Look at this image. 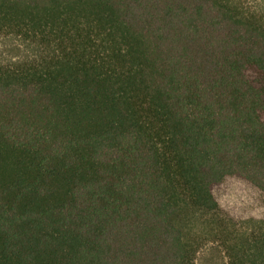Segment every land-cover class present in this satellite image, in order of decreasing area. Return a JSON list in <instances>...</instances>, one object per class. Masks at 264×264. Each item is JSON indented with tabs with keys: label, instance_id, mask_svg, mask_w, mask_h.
Instances as JSON below:
<instances>
[{
	"label": "trees",
	"instance_id": "obj_1",
	"mask_svg": "<svg viewBox=\"0 0 264 264\" xmlns=\"http://www.w3.org/2000/svg\"><path fill=\"white\" fill-rule=\"evenodd\" d=\"M264 264V0H0V264Z\"/></svg>",
	"mask_w": 264,
	"mask_h": 264
},
{
	"label": "rangeland",
	"instance_id": "obj_2",
	"mask_svg": "<svg viewBox=\"0 0 264 264\" xmlns=\"http://www.w3.org/2000/svg\"><path fill=\"white\" fill-rule=\"evenodd\" d=\"M197 264H228V260L222 249L209 246L200 254Z\"/></svg>",
	"mask_w": 264,
	"mask_h": 264
}]
</instances>
